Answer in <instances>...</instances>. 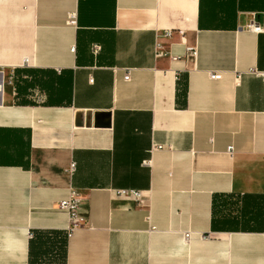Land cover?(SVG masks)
Masks as SVG:
<instances>
[{
  "label": "crops",
  "instance_id": "crops-1",
  "mask_svg": "<svg viewBox=\"0 0 264 264\" xmlns=\"http://www.w3.org/2000/svg\"><path fill=\"white\" fill-rule=\"evenodd\" d=\"M253 68L264 0H0V264H264Z\"/></svg>",
  "mask_w": 264,
  "mask_h": 264
},
{
  "label": "built area",
  "instance_id": "built-area-1",
  "mask_svg": "<svg viewBox=\"0 0 264 264\" xmlns=\"http://www.w3.org/2000/svg\"><path fill=\"white\" fill-rule=\"evenodd\" d=\"M67 22L69 24H75L76 23V14L75 12H70L67 17ZM247 27L253 29V30H261L262 26L260 24H256L255 22H250L247 24ZM170 29L166 30L167 34H170ZM156 47L159 48L160 44H156ZM99 48V45L94 46V50H97ZM188 51L191 53L196 52L195 48L192 46H189ZM157 54H160L161 51L157 50ZM178 56H173V58H176ZM251 71L255 72L257 75L261 76L264 78V68L262 69H251ZM221 73L214 71L210 72V76L213 78H218L220 77ZM125 79L129 78V71L127 70L123 76ZM156 147H161L160 144L155 145ZM228 152L232 154L233 152V146L228 145ZM74 161H71L69 164V171L73 170L74 168ZM114 193L116 196L125 198L126 200L133 201L138 205H144L146 204V194L144 190L138 189V188H125V187H120V188H115ZM82 204V200L78 194V192L73 188H69V191L66 196L61 198L59 200V206L65 208L68 211V224L64 230L63 234V240H67V238L71 235L72 231L79 225L86 223V218L81 215L80 213V206ZM189 231H185L183 233L184 240L187 241L189 237ZM30 235L32 233L30 232ZM204 236V234H202Z\"/></svg>",
  "mask_w": 264,
  "mask_h": 264
},
{
  "label": "trees",
  "instance_id": "trees-1",
  "mask_svg": "<svg viewBox=\"0 0 264 264\" xmlns=\"http://www.w3.org/2000/svg\"><path fill=\"white\" fill-rule=\"evenodd\" d=\"M45 234V233H43ZM46 236V235H45ZM48 238V236H47ZM34 244L38 245H43L46 244V238L44 236L39 235V233L33 235L30 240V245H29V264H37L38 262L35 260V258L39 254V248L37 247L36 250L34 251ZM59 248V255L58 258L60 261H63L65 259V241L62 240L60 243L57 245Z\"/></svg>",
  "mask_w": 264,
  "mask_h": 264
}]
</instances>
